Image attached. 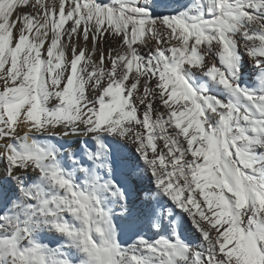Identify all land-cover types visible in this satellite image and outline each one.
<instances>
[{
    "label": "snow or ice",
    "instance_id": "snow-or-ice-1",
    "mask_svg": "<svg viewBox=\"0 0 264 264\" xmlns=\"http://www.w3.org/2000/svg\"><path fill=\"white\" fill-rule=\"evenodd\" d=\"M0 264H264V0H0Z\"/></svg>",
    "mask_w": 264,
    "mask_h": 264
}]
</instances>
